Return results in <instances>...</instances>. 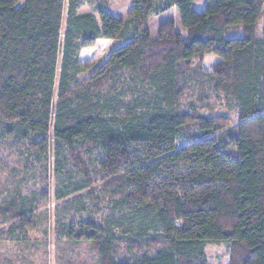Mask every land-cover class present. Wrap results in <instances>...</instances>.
<instances>
[{
	"label": "trees",
	"instance_id": "trees-1",
	"mask_svg": "<svg viewBox=\"0 0 264 264\" xmlns=\"http://www.w3.org/2000/svg\"><path fill=\"white\" fill-rule=\"evenodd\" d=\"M65 1L0 0V129L61 146L77 191L107 211L63 237L90 242L98 264H206L210 244L264 264V0H132L125 19L67 0L64 20ZM172 10L183 32L163 21L152 37L149 19ZM98 40L117 44L92 70L79 54ZM33 211L19 191L0 205L7 235L33 231ZM116 231L130 238L120 259Z\"/></svg>",
	"mask_w": 264,
	"mask_h": 264
},
{
	"label": "rangeland",
	"instance_id": "rangeland-1",
	"mask_svg": "<svg viewBox=\"0 0 264 264\" xmlns=\"http://www.w3.org/2000/svg\"><path fill=\"white\" fill-rule=\"evenodd\" d=\"M84 1L86 5L79 10V14H95L93 8L100 2H106L107 7L104 9L121 19L126 17L132 3V0ZM204 3L205 0H197L194 9L202 12ZM66 11L67 0L64 6V20ZM163 21H173L176 30L183 32L179 15L172 10L149 19L147 27L152 37H156L158 25ZM261 26L262 19L258 21V32L261 31ZM238 34L239 27L231 28L227 32L229 37ZM105 56L90 57L85 64H93V70L103 62ZM82 57H85L84 53ZM216 61L215 56H205L204 69L211 71ZM211 103L214 106L213 114L235 118L232 106L220 100H212ZM198 111L203 114L212 113L204 106L199 107ZM184 145L186 143L180 141L175 146L178 149ZM55 147V143L49 139L46 146L29 149L27 140L20 138L16 133L8 135L0 129V205L19 191L34 210L31 216L34 230L25 238L20 235L9 237L7 230L10 225L0 218V264H98V257L91 243L67 240L63 237L62 228L68 225L76 227L91 216L95 217L98 224H102L107 214L106 208L104 205L94 208L88 189L77 191L82 186L83 178L68 161L61 146L58 149ZM99 186L96 181L95 189ZM116 233L121 238L117 249L120 259L127 256L125 242L130 238L122 232ZM204 254L206 264L229 262L228 248L225 246L207 245Z\"/></svg>",
	"mask_w": 264,
	"mask_h": 264
},
{
	"label": "crops",
	"instance_id": "crops-1",
	"mask_svg": "<svg viewBox=\"0 0 264 264\" xmlns=\"http://www.w3.org/2000/svg\"><path fill=\"white\" fill-rule=\"evenodd\" d=\"M196 1L197 0H195V2L193 3V7H194ZM129 10H130V8H129ZM198 12H201V11H198ZM128 13H127V15H128ZM127 15H126V17H127ZM126 17H123V19ZM116 44H117V42H114L112 40H98L93 47L86 48V49H83L80 51L79 63L80 64L87 63V61L90 57L95 58L96 56L98 57L99 55L105 56L110 51V49ZM83 53H84L85 57H82ZM93 55H95V56H93Z\"/></svg>",
	"mask_w": 264,
	"mask_h": 264
}]
</instances>
